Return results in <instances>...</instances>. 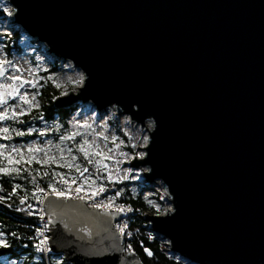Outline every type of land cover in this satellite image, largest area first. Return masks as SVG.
<instances>
[{
  "label": "water",
  "instance_id": "95a60500",
  "mask_svg": "<svg viewBox=\"0 0 264 264\" xmlns=\"http://www.w3.org/2000/svg\"><path fill=\"white\" fill-rule=\"evenodd\" d=\"M12 23L83 72L57 108L90 103L151 124L131 165L161 180L149 213L193 264H264V0H7ZM50 249L70 264H144L122 213L47 194Z\"/></svg>",
  "mask_w": 264,
  "mask_h": 264
},
{
  "label": "rangeland",
  "instance_id": "374dc122",
  "mask_svg": "<svg viewBox=\"0 0 264 264\" xmlns=\"http://www.w3.org/2000/svg\"><path fill=\"white\" fill-rule=\"evenodd\" d=\"M0 9L3 10L0 33H7L12 26L18 28L12 23L8 4L0 0ZM42 44L29 37L25 32L19 41L20 53L11 49L9 55H7L0 44V71L4 73L3 76H0V94H3V99L6 101V103H0V114L8 115L10 111L20 114L23 110L36 107L38 99L35 89L40 87L42 79L49 78L56 87L59 85L57 88L60 89L61 94L55 99L68 94L69 91H76L81 85L82 82L76 83L81 80V75L60 59L49 55L44 50V44ZM13 77H19V79L16 80ZM21 84H23V87H20ZM14 87L18 91L13 92ZM33 96H35V99H33ZM21 97L29 102L25 103ZM65 107H74L71 111L73 113L70 128L71 134L80 133V135L75 136L78 137L75 142L78 151H80L81 146L85 147L87 153H92V160L95 165L103 167L110 179L127 181L129 188L134 192L143 189L145 198L150 200L155 207H160V210L156 213L163 212L167 208L168 202L162 186L157 181L147 180L142 171L144 166L135 168L131 165L134 158L140 157L144 153L146 133L141 125L129 122V117L126 114L119 115L116 109L117 112L109 108L98 111L87 102H74ZM113 120L114 122L115 120L118 121L115 122L117 123L116 129L123 132L126 138L119 136L114 130L109 123ZM81 124L87 125V127H79ZM4 128H8L9 131L7 133L3 132ZM45 131L46 125L44 124L38 132L45 133ZM0 139V170H7L6 172L0 171L3 174L20 172L24 163L36 162L44 165L66 166H75L78 163L75 148H71L69 141L61 139V137L53 139L44 134L40 138L37 137L29 141H16L8 125L4 120H0ZM85 140H87V144H85ZM29 149H39V151H29ZM81 153L85 155L84 152ZM57 181L58 188H55V191L53 190V194L59 195L62 192L64 197L73 198L83 193L93 192L97 193L98 200L105 202V206H109V203L113 202L111 188L106 189L109 192L108 194L101 196V192L96 186V188L81 187L73 182H68L64 178H58ZM154 196H158V198H153ZM161 240L163 243L166 242V239L161 238ZM168 252L172 254L170 251ZM175 255L178 257L177 254ZM3 261L4 264H22L21 261L14 259Z\"/></svg>",
  "mask_w": 264,
  "mask_h": 264
},
{
  "label": "trees",
  "instance_id": "16d2710c",
  "mask_svg": "<svg viewBox=\"0 0 264 264\" xmlns=\"http://www.w3.org/2000/svg\"><path fill=\"white\" fill-rule=\"evenodd\" d=\"M1 15H3L2 9H0V22H2ZM23 35L24 31L14 26L10 27L7 33H0V44L7 55L11 49L20 53L19 41ZM35 92L38 99L36 107L23 110L20 114L10 111L7 115L8 119L4 120L11 129L14 139L29 141L40 138L41 133L38 131L44 124L45 134L53 139L71 135L70 121L73 113L71 111L74 107L57 108L54 105V99L61 94L60 89L46 78L40 81V87L35 89ZM115 122L109 121L118 135L126 138L123 132L116 129ZM18 132L24 135H17ZM77 138L67 139L71 148H75L77 152L78 163L75 166L31 162L24 163L18 173H0V241L7 245L0 246V264H4L3 260L8 259L19 260L22 264H70L59 253L51 254L47 260L37 253L35 249L37 218L23 209L45 193L53 192L58 188V178H64L81 187L111 188V198L114 202L129 205L133 212L130 217V227L134 233L131 237L124 238L125 249L136 253L144 264H193L179 259L174 253L170 254L159 235L148 229L149 223L145 215L158 212L160 207H155L145 198L143 189L134 192L129 188L127 181L110 179L103 167L95 165L92 153L89 152L86 156L78 151L75 144ZM146 248L151 251V256L145 252Z\"/></svg>",
  "mask_w": 264,
  "mask_h": 264
},
{
  "label": "built area",
  "instance_id": "2783aa9c",
  "mask_svg": "<svg viewBox=\"0 0 264 264\" xmlns=\"http://www.w3.org/2000/svg\"><path fill=\"white\" fill-rule=\"evenodd\" d=\"M100 192V191H99ZM105 192L107 193L106 189L104 192H101V196H104ZM47 194H53V192L45 193L41 198H38L34 200L29 205H26L23 207L24 210L30 212L32 215H34L37 218L36 221V243H35V249L37 253L42 255L46 260L48 257L53 254V251L50 249V243L48 239H50V231H51V225L49 222H47V219L45 217V211L43 207V198ZM73 198H82L86 199V202L88 205L100 208V209H106V210H114V211H120L122 213V216L119 221L115 222V227L118 230L119 234L124 238H129L133 235L134 231L130 227V217L132 215V208L129 205H124L118 202H110L109 206H105V202L102 200H98L97 195H93V192L91 193H83L82 195H78L77 197Z\"/></svg>",
  "mask_w": 264,
  "mask_h": 264
},
{
  "label": "snow or ice",
  "instance_id": "6c2138e0",
  "mask_svg": "<svg viewBox=\"0 0 264 264\" xmlns=\"http://www.w3.org/2000/svg\"><path fill=\"white\" fill-rule=\"evenodd\" d=\"M8 63H11V62H8ZM3 75H4L3 71H0V76H3ZM13 79L18 80L19 77H13ZM82 81H83V77H81V80H80V81H77L76 83H81ZM20 87H23V84H21ZM33 87H35V85H33ZM57 87H59V85H57ZM16 91H18V89L14 87V88H13V92H16ZM37 94H38V93H37ZM9 95H11V93H9ZM21 99H24V102H25V103H28V102H29V101H28L27 99H25L24 97H21ZM33 99H35V96H33ZM0 103H6V101L3 99V94H0ZM5 119H8L7 115H6V114H0V120H5ZM79 127H87V125H83V124H81V125H79ZM8 131H9L8 128H4V129H3V132H5V133H7ZM44 134H45V133H41V135H44ZM17 135H24V133L18 132ZM76 135H80V133H79V132H75V133H73V134H71V135H69V136H61V139H69V140H71V139H74V137H75ZM5 138H7V137H5ZM105 139H107V138L105 137ZM145 139H147V138H145ZM87 143H88L87 140H85V144H87ZM79 150H80L81 152H84L85 155L87 156V150H86L85 147L81 146ZM29 151H39V149H29ZM89 162L91 163V160H90ZM0 171H5V172H6L7 170L4 169V170H0ZM85 171H87V169H85ZM54 191H55V189H54ZM78 191H79V189H78ZM99 191H100V192H104L105 189H104L103 187H101V188L99 189ZM59 195H60V196H63L64 193L61 192V193H59ZM93 195L95 196V195H97V193H93ZM117 195H119V193H117ZM30 214H31V213H30ZM0 246H4V247H6L7 245H6L3 241H0ZM145 252H146L149 256L152 255L151 251H149L147 248L145 249Z\"/></svg>",
  "mask_w": 264,
  "mask_h": 264
},
{
  "label": "bare ground",
  "instance_id": "6f19581e",
  "mask_svg": "<svg viewBox=\"0 0 264 264\" xmlns=\"http://www.w3.org/2000/svg\"><path fill=\"white\" fill-rule=\"evenodd\" d=\"M3 2H5L6 4H8V6L10 7V18H13V7L10 5V3L7 1V0H2ZM12 7V8H11ZM43 45V44H42ZM43 47H44V50L49 54V55H51L52 56V54H50L49 52H48V49H47V47L45 46V45H43ZM61 61H63L64 63H66L71 69H73V70H75L76 72H78L80 75H81V77H83L84 78V76H83V72L78 68V67H76L72 62H70V61H65V60H62V59H60ZM109 109H113V108H109ZM114 111H116L115 109H114ZM117 112V111H116ZM127 117H129L128 116V114H127ZM129 122L131 121L130 119L128 120ZM131 123H133V122H131ZM133 124H135V123H133ZM145 125H141V127H142V129L145 131V133H146V136H145V138H147L148 137V130L150 129V127H151V124L148 122V121H146L145 123H144ZM135 125H137V124H135ZM140 125V124H139ZM147 128H148V130H147ZM144 142H146L147 143V139H145V141ZM147 170V167H143V175H144V172ZM155 181H157L158 182V184H160L161 186H162V188H163V190H164V192H165V195H166V199H167V196H168V193H167V189H166V187H165V185L163 184V182L161 181V180H155ZM156 182V183H157ZM170 204H169V202H168V206H167V208H166V210H168L169 208H170V206H169ZM45 217H46V215H45ZM50 243V242H49ZM186 260V259H185ZM188 262V261H187Z\"/></svg>",
  "mask_w": 264,
  "mask_h": 264
}]
</instances>
